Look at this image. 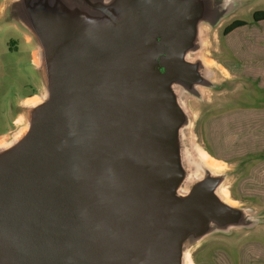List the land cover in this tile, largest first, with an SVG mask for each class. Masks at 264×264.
Segmentation results:
<instances>
[{
    "label": "water",
    "instance_id": "1",
    "mask_svg": "<svg viewBox=\"0 0 264 264\" xmlns=\"http://www.w3.org/2000/svg\"><path fill=\"white\" fill-rule=\"evenodd\" d=\"M125 1L126 7L117 10L98 0V6L104 7H96L90 15L87 7H63V11L80 22L108 23L112 31H120L112 39L122 41L129 26L124 25L132 21L124 22L125 16L133 8L145 6V0ZM172 8L176 15L181 13V7ZM52 10L45 11L42 20L29 15L24 25L28 29L36 21L38 40L45 39L47 28L54 25L56 13ZM183 20L182 34L177 35L183 40L176 45L178 72L168 73L166 78H160L158 71L154 78L147 56L134 58L132 63L122 61L126 67L132 65L131 71L112 74L104 70L109 58L101 56L100 63L91 56L81 65L65 45L57 44V53L48 58L43 70L49 76L46 111L33 123L20 148L0 160L5 165L0 168V197L3 202L9 199L22 213L21 219L27 220L18 241L10 240L8 249L1 248L10 254L0 251V258L11 255L20 264H177L178 244L187 229L203 228L209 218H223L225 208L207 183L198 184L186 196L173 192L174 166L161 141L180 119L172 97L163 88L172 78L194 76L191 65L183 60V51L196 25ZM61 58H69L73 64L65 66L62 77L58 73ZM43 61L41 56L42 66ZM73 70L76 79H83L94 94L87 113L73 110L72 103L65 102L74 89L65 86ZM113 77L120 84L110 95L109 79ZM32 181L49 192L44 205L55 210V217L39 216L29 223L24 217L32 214L25 213L32 204V198L31 203L27 198L31 189L25 186ZM39 198L42 196L35 199ZM10 216L14 219L12 210Z\"/></svg>",
    "mask_w": 264,
    "mask_h": 264
},
{
    "label": "rangeland",
    "instance_id": "2",
    "mask_svg": "<svg viewBox=\"0 0 264 264\" xmlns=\"http://www.w3.org/2000/svg\"><path fill=\"white\" fill-rule=\"evenodd\" d=\"M104 1L117 10L127 4L125 0ZM144 2L164 10L171 0ZM177 4L184 14L180 25L186 23L184 18L196 25L183 51V60L191 65L194 76L172 78L163 88L172 97L180 119L161 141L174 166V184L185 191L184 196L204 182L225 208L224 219L209 218L203 228L187 229L178 244L177 264H187L188 258L195 264H264V20L252 18L254 10L264 9V0H178ZM18 7L21 5L13 0H0V134L7 132L0 136V160L20 148L33 123L46 111L49 76L43 70L48 58L57 53V44L65 45L81 65L91 56L95 62L101 56L109 58L104 70L112 74L131 71V64L126 67L121 62L144 59L149 51L143 39L128 46L123 41L127 34H122V41L114 40L112 36L120 34L119 30L112 31L108 23L99 21L69 19L63 7H56L54 25L47 28L45 39L38 40L36 21L22 32L14 27ZM234 19L245 24L223 33ZM25 33L33 39L25 42ZM33 55L37 57L34 64ZM119 82L115 77L109 79L110 95ZM138 82L136 78V86ZM65 86L74 87L66 95V104L87 113L94 94L83 79H76L75 70ZM13 118L17 120L12 124ZM195 148L211 155L216 167L197 163ZM4 166L0 164V168ZM26 184L31 189L27 193L30 203L32 198L25 210L32 214L24 216L28 223L39 216L55 217V210L44 205L49 192L36 181ZM16 210L9 199L3 202L0 197V251L8 254L1 248L8 249L10 240L18 241L24 232L20 228L27 223ZM0 259V264H20L11 255Z\"/></svg>",
    "mask_w": 264,
    "mask_h": 264
},
{
    "label": "flooded vegetation",
    "instance_id": "3",
    "mask_svg": "<svg viewBox=\"0 0 264 264\" xmlns=\"http://www.w3.org/2000/svg\"><path fill=\"white\" fill-rule=\"evenodd\" d=\"M81 1L84 7H87L85 11H87L88 15H90L94 9L97 10L96 7H104L98 6V4H101L98 0ZM141 1L143 2L144 0ZM143 5L145 6L139 5V7L133 8L125 16L124 22L128 18H131L132 21L124 25H129L125 28L124 33L130 35L127 39H123V41H128V46L129 44L134 45L136 43L134 36H140L138 40L143 39L151 49L147 54V59L152 62V75L155 78V75L158 76L159 73L160 78H166L168 73L173 74L178 72L177 67L180 59L176 45L183 40L177 37L178 33L179 36L182 34L180 29L182 13L176 15L175 8H172L179 7L177 0H171L168 6L163 5V7H167L164 10L156 9L155 5ZM158 52L160 53L158 56L159 65L155 67V58ZM60 62L61 68L58 70V73L60 77H62L65 72V66L71 67L73 64L69 58L66 61L61 58ZM156 71H158V73ZM14 119L15 118L11 119L12 124L15 121Z\"/></svg>",
    "mask_w": 264,
    "mask_h": 264
},
{
    "label": "crops",
    "instance_id": "4",
    "mask_svg": "<svg viewBox=\"0 0 264 264\" xmlns=\"http://www.w3.org/2000/svg\"><path fill=\"white\" fill-rule=\"evenodd\" d=\"M14 2H17L21 5V7L16 8V12L14 15V21H12L14 27L17 30H20L21 32L28 24L29 15H35L36 18L39 20H42L44 17V12H52L56 13V7H65V5H68L71 9H76L77 7H84V4L81 0H13ZM25 42H28L29 40H32L33 37L31 34H26L23 36ZM32 62L33 56H32ZM29 95L25 96V98H28ZM9 132V131H8ZM7 133V132H6ZM6 133L0 134V136L5 135Z\"/></svg>",
    "mask_w": 264,
    "mask_h": 264
},
{
    "label": "bare ground",
    "instance_id": "5",
    "mask_svg": "<svg viewBox=\"0 0 264 264\" xmlns=\"http://www.w3.org/2000/svg\"><path fill=\"white\" fill-rule=\"evenodd\" d=\"M33 61L34 63H37V57L36 55H33ZM17 119H15L16 121ZM193 158L196 160L197 163L199 164H204L209 167H216L215 159L209 155L205 150L201 148H195L194 153H193ZM173 192L177 195L184 196L185 191L178 187L177 184L173 185ZM187 264H195L193 261H191L189 258L187 260Z\"/></svg>",
    "mask_w": 264,
    "mask_h": 264
},
{
    "label": "trees",
    "instance_id": "6",
    "mask_svg": "<svg viewBox=\"0 0 264 264\" xmlns=\"http://www.w3.org/2000/svg\"><path fill=\"white\" fill-rule=\"evenodd\" d=\"M252 18L254 21L264 20V9L254 10L252 12ZM243 24H245V22L243 20L234 19L224 27L223 33H227L229 31L233 30L234 28L239 27Z\"/></svg>",
    "mask_w": 264,
    "mask_h": 264
}]
</instances>
